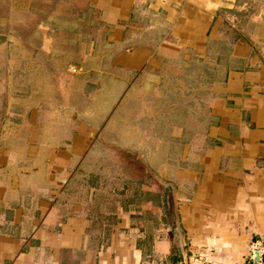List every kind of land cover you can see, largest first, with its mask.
<instances>
[{
  "label": "crops",
  "instance_id": "1",
  "mask_svg": "<svg viewBox=\"0 0 264 264\" xmlns=\"http://www.w3.org/2000/svg\"><path fill=\"white\" fill-rule=\"evenodd\" d=\"M229 1L88 0L87 10L111 29L110 42L119 28L114 44L122 42L129 21L143 28L141 44L134 32V46L103 54L111 69L100 75H110L111 84L132 77L130 88L154 93L150 99L171 93L157 107L158 116L166 111L163 120L157 122L156 100L148 103L146 158L120 144L136 141L133 117L110 128L116 142L105 144L122 163L125 152L140 155L147 179L119 181L116 164L87 158L100 130L86 111L80 117L69 106L76 103L73 74L56 69L58 90L43 99L40 113L17 120L18 133H6L13 139L5 127L0 136V264H167L172 251L171 262L183 264L176 220L188 264L247 259L249 244L264 239V52L238 55L239 66L219 79L203 77L204 70L186 73L187 91L161 87L176 70L173 61L205 59L207 41L224 23L217 13ZM192 84L202 89L195 100L188 99Z\"/></svg>",
  "mask_w": 264,
  "mask_h": 264
},
{
  "label": "rangeland",
  "instance_id": "2",
  "mask_svg": "<svg viewBox=\"0 0 264 264\" xmlns=\"http://www.w3.org/2000/svg\"><path fill=\"white\" fill-rule=\"evenodd\" d=\"M229 2V8L217 13L219 16L217 19L224 23L220 22L222 26L214 29L213 35L207 41L205 59L173 61L171 66L176 70L172 74L169 72L167 78L165 74L161 81L162 88L173 83L172 89L177 85L187 91L188 86L183 88L185 83L182 77L186 73H195V69H198V72L204 70L203 77L209 75V78L219 79L229 67H237L238 55L247 54L248 51L258 55L264 52V0ZM88 3V0H0V136L4 127L5 134L18 133L21 122L16 121H22L27 112L40 113L43 99L51 96L54 89L58 90L60 76L56 74V69L65 68L67 72L73 74L71 81L77 93L71 97L76 103L69 101V106L74 108L80 117L86 111L92 119L90 123L100 130L99 138L94 140L92 152H89L87 158H92L95 163L100 159L108 160L111 169H114L116 164L117 169L120 170L116 176L121 175L119 181L122 179L138 181L145 178L141 156L137 157L135 154L127 156L128 152H125L124 162L118 160L111 154L113 151L105 146L116 142V133H111L109 130L110 128L115 130L116 126L120 127L117 123L121 122L120 119L129 118L131 121L134 119L137 124L136 131L134 130L136 141L119 142L124 146V150L133 148L146 158L151 144V141L147 140L151 131L147 128L148 103L156 100L157 122L163 120L166 111L162 110L158 116L157 107L164 103V99H170L171 93L157 91L156 98L150 99L154 93L145 96L135 91L136 89L130 88L132 77H129L130 83H127L126 75L124 82L111 84L110 75L105 77L100 75L98 72L100 69H111L109 60H106L103 54L115 50L116 46L121 49L134 46L135 43L133 44L132 41L134 32L135 35L140 34L137 39L141 44L143 28L142 26L140 27L142 29L132 28V21H129V26L122 34V42L116 45L114 42L122 33L121 29H113L114 35L110 37L114 38L112 40L114 42H110L108 32L111 29L101 25L102 22L96 13L87 10ZM90 83L98 85L99 90L94 92L97 88L90 86ZM192 85L189 100H195V91H202L201 88L192 90L194 84ZM79 91H85L86 95L78 93ZM91 91L94 93H89ZM59 96L60 94H57L56 97ZM203 96L206 100L209 94L205 92ZM89 117L83 118L88 120ZM78 120L82 121V118ZM157 122L154 125H158ZM129 130L132 131L131 126ZM8 135L11 134H6ZM13 137L16 136H10L9 140ZM95 150H100L103 156L95 157L93 155ZM107 178L109 183L115 180L111 176ZM146 179L147 177L142 180V184ZM142 184H139L140 187ZM160 188L157 184L158 192ZM130 190L136 189L134 187ZM160 207L157 212V223L162 222L159 215ZM171 212L172 216L174 212L173 210ZM172 254L174 255V251L167 264H177L171 262ZM157 264H166V262L163 260Z\"/></svg>",
  "mask_w": 264,
  "mask_h": 264
},
{
  "label": "built area",
  "instance_id": "3",
  "mask_svg": "<svg viewBox=\"0 0 264 264\" xmlns=\"http://www.w3.org/2000/svg\"><path fill=\"white\" fill-rule=\"evenodd\" d=\"M255 251H259V260L255 261ZM242 264H264V242L256 239L249 244L247 259Z\"/></svg>",
  "mask_w": 264,
  "mask_h": 264
},
{
  "label": "water",
  "instance_id": "4",
  "mask_svg": "<svg viewBox=\"0 0 264 264\" xmlns=\"http://www.w3.org/2000/svg\"><path fill=\"white\" fill-rule=\"evenodd\" d=\"M176 229H177V231L179 233L180 247H181V252H182V256H183V264H188V261H187V246H186L185 239H184L185 235H184L183 229L179 225L178 220H176ZM263 242H264V239H263ZM254 254H255L254 260L258 261L259 260V251H255Z\"/></svg>",
  "mask_w": 264,
  "mask_h": 264
}]
</instances>
